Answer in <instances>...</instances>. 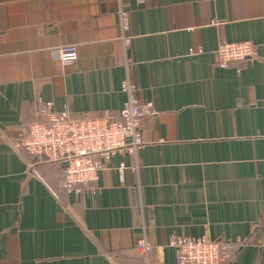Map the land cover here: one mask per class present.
<instances>
[{
  "label": "crops",
  "instance_id": "obj_1",
  "mask_svg": "<svg viewBox=\"0 0 264 264\" xmlns=\"http://www.w3.org/2000/svg\"><path fill=\"white\" fill-rule=\"evenodd\" d=\"M120 5L126 51L118 0H0V264H141V207L153 264H177L172 237L229 242L225 264H264V0ZM244 41L256 60L214 65L218 45ZM69 44L77 60L63 65L52 51ZM125 59L155 111L140 120L142 146L67 195L58 163L12 141L47 102L118 120Z\"/></svg>",
  "mask_w": 264,
  "mask_h": 264
},
{
  "label": "built area",
  "instance_id": "obj_2",
  "mask_svg": "<svg viewBox=\"0 0 264 264\" xmlns=\"http://www.w3.org/2000/svg\"><path fill=\"white\" fill-rule=\"evenodd\" d=\"M118 0L117 16L120 26V38L123 50L130 46L127 37L128 17ZM142 2V0H138ZM53 57L63 65H72L77 60L76 45L55 48ZM201 50H190L199 53ZM214 65L225 69L233 62L257 59V51L249 41L224 42L213 52ZM125 77L121 82V92L125 102L119 112V119L114 120L108 114L101 118L72 119L65 108L55 113L50 102L43 104L39 113L46 118L20 128L12 141L15 150H24L29 156L42 158L48 163H59L63 167L61 189L67 195L79 198L89 193V186L97 179L103 165L115 155L136 156L142 146L140 120L155 114L151 103H140L135 97V86L130 81L129 60L124 62ZM136 169V167L134 168ZM126 170L120 164L117 172L121 180ZM141 235L135 241V250L141 264H153L150 260L151 246L146 239V226L142 207ZM169 247L175 250L177 264H225L230 260L235 248L229 242L214 241L206 237H172Z\"/></svg>",
  "mask_w": 264,
  "mask_h": 264
},
{
  "label": "trees",
  "instance_id": "obj_3",
  "mask_svg": "<svg viewBox=\"0 0 264 264\" xmlns=\"http://www.w3.org/2000/svg\"><path fill=\"white\" fill-rule=\"evenodd\" d=\"M36 160H39L38 158H35ZM43 160V159H42ZM44 161V160H43ZM51 164H53V163H51ZM57 165H59L61 168L63 167L61 164H57ZM62 178H63V176H62ZM62 178H61V181H62ZM63 191V190H62Z\"/></svg>",
  "mask_w": 264,
  "mask_h": 264
}]
</instances>
